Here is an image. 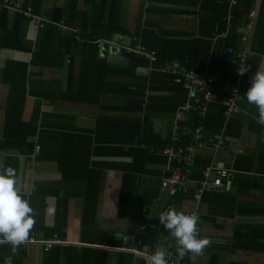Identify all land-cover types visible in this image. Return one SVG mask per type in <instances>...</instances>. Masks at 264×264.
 I'll list each match as a JSON object with an SVG mask.
<instances>
[{
	"label": "crops",
	"instance_id": "0c3cea01",
	"mask_svg": "<svg viewBox=\"0 0 264 264\" xmlns=\"http://www.w3.org/2000/svg\"><path fill=\"white\" fill-rule=\"evenodd\" d=\"M11 1L19 3L22 9L24 0ZM187 2L188 0H39L34 14L40 19L30 17L22 21L15 15L16 10L4 7L8 11L7 26L16 29L22 44L21 47L14 48L2 46L0 43V164L4 165L5 161L9 163V159L17 154L14 148H3V119L8 85L3 82L2 74L6 61L28 64L22 119L30 120L38 110L36 122L39 127H49L52 131L65 129L69 134L68 137H66L68 134L65 136V143L71 142L70 146L66 147L65 178L56 161L38 157L40 151L47 152V144L44 140L40 142L35 135L28 136V140L34 143L33 152L17 157L16 164L15 161L9 163L17 172L22 191L31 194L30 205L34 209L36 220L30 239L20 246L13 264H142L140 251L154 252L156 248L164 247L166 256L177 251L175 239L159 220L160 213L171 197L160 189V178L166 158L161 163L142 165L141 158L134 160L131 154L121 151L128 147H122L119 142L117 145L116 143L110 145L109 138L119 139L122 136L120 119L123 116H142V112L122 111L117 108L123 103V96L116 92L102 95L93 103L58 98L70 72L72 76H77L79 72L78 56L74 57L71 66L67 58L61 67H41L31 65L29 62L33 50L39 44V38L44 36L41 29L43 24H56L61 32H71L76 40H84L82 33L85 32L79 24L69 25L63 17L58 21L53 19L57 13L66 16L71 6H75L72 11H75L78 20H82L86 14V20L91 19L92 25L99 27L105 23L113 27H124L128 31V34L113 32L110 37H97L92 42L99 44H97L99 52L109 62L124 63L125 52L139 53L122 50L120 44L153 50L142 47L138 41L134 45L131 44L139 40L134 37V32L137 25L144 24L142 23L144 21L154 24L157 31H172L181 34V37L193 33L196 35L198 16L196 13H189L188 10L192 8ZM194 10L197 11L198 7ZM227 12L224 16L226 23L224 30L210 37L212 45L217 38H226L229 34L233 17L228 24ZM230 12L234 16L233 8ZM255 18L250 31L247 29L249 20L243 27L238 28L243 33V39L239 41L240 46L236 50V54L244 51L246 65L251 63L254 66V72L248 78L250 82L258 68H264V55L257 62L249 50ZM60 23L77 28L78 38L70 29H62ZM226 29L228 32L226 37H223ZM99 31L102 32L104 29ZM113 41L116 44L112 43ZM225 48L223 52L228 55L235 51L231 47L232 52L228 53L224 51ZM208 62L203 69L208 68ZM231 62H237L240 66L235 55L231 57ZM147 65L148 63L145 66H138L137 73L148 76L152 71L146 72ZM239 76L241 87L244 79L241 75H237L236 79ZM235 82H229L225 86ZM146 93L147 97L149 92ZM244 94L241 102H238L237 98L238 106L231 120H228L227 134L236 140L241 152H235L236 145L228 142L216 154L211 150H205L197 156L208 155L212 158L214 155L216 160L229 161L232 165L237 155L245 157L240 161L241 168L244 166V169L236 170L232 166L225 191L202 194L197 213L200 217L198 236L208 238L211 243L200 255L185 254L187 264H264V127L253 118L255 115L258 117V110L254 105L247 103ZM173 117L174 114L172 117L157 116L154 119V131L159 133L162 140L169 135ZM236 118L239 119L235 120ZM98 120L101 126L97 132L94 130ZM75 134L80 135L75 138ZM77 138L80 140L76 141ZM37 144L38 151L35 150ZM132 166L138 168L137 171L133 170L137 177L135 189L127 200L123 201L121 199L123 178ZM198 168L195 161L189 173L193 183L194 180L201 178L202 169L199 172ZM91 176L93 181L90 185L97 188V199L92 221L86 220L84 223L83 213L84 217L90 214L82 211L81 193L84 192V186L88 184ZM194 189L195 186L191 184L187 193L180 190L175 193L183 194L177 206L178 210L186 212L193 207ZM216 194L220 197L216 198ZM62 197L67 198L64 211L58 206L60 201H63ZM210 209L221 214H213ZM139 222H147L148 227L134 234ZM153 227L158 228L156 238L149 234ZM49 238L58 239V242L45 249L42 241ZM131 248L136 251H132ZM9 255L11 245H0V264H4V258Z\"/></svg>",
	"mask_w": 264,
	"mask_h": 264
},
{
	"label": "trees",
	"instance_id": "16d2710c",
	"mask_svg": "<svg viewBox=\"0 0 264 264\" xmlns=\"http://www.w3.org/2000/svg\"><path fill=\"white\" fill-rule=\"evenodd\" d=\"M38 2L39 0H24L22 10L15 11V15L21 21L30 18L24 15L22 11L30 7L32 13H36ZM187 3L192 8L188 10L189 13H196L198 16V33L196 35L193 33L181 37V34H176L172 31H157L154 24H148V22L144 21L142 22L144 24L137 25L134 32V37L139 38V40H135L131 44L134 45L138 41L142 47L155 50L157 61L160 63L170 61L175 64H185L189 68L201 71L207 61H209L208 70L215 78L212 87L221 90L227 83L235 82L238 75L237 68L239 65L237 62H231V57L235 55L237 59L236 50L240 46L239 41L243 39V33L238 28L240 26L243 27L245 22L247 23L246 14L254 6V0H237V3L233 6L234 16L228 36L226 38H217L213 45L210 37L222 32L225 28L224 16L228 10L227 2L224 0H188ZM74 7L71 6V10L66 16L57 13L53 19L58 21L63 17L69 25L79 24L85 32V34L82 33L84 40H76L71 32H61L56 24H43L41 29L44 31V36L42 35L39 38V44L33 50L29 64L41 67H61L67 58L69 66H71L74 57L78 56L80 59L79 72L77 76H72L70 72L65 87L61 89L58 98L67 101L93 103L98 101L102 95H110L114 92L121 94L123 103L117 108L122 111H140L142 116H123L120 119L122 136L119 139L109 138L111 140L110 145L115 143L117 145L119 142L123 145L122 147H128L126 150L121 151L131 154L134 160L141 158L142 165L152 162H164L166 157H163L158 150L169 144V140H162L159 133L154 131V119L157 116L172 117L177 106L185 99V90L182 89L180 83L175 81L173 76L161 71L153 70L148 76L138 74L136 71L137 67L147 64V59L139 54L125 52L124 63L109 62L106 57L101 55L97 44L92 42L97 37H110L113 32L128 34V31L124 27H113L109 24L105 25V23L99 27L92 25L91 19L86 20V14L82 20H78L75 16V11H72ZM196 7H198L197 11L194 10ZM7 12L6 8L0 10V43L5 47H21L22 39L17 34L16 29L7 26ZM255 17L249 50L253 53V59L258 62L261 56L264 55V0L259 1ZM99 28L104 29V31L100 32ZM227 46L235 50L232 55L223 52V48ZM208 57L209 60H207ZM248 66H250V70L242 76L246 81L243 80L241 83L238 102L242 99L243 91L249 88L251 84L248 78L254 72V66L251 63ZM27 75V63L5 62L2 80L8 85V92L3 119V148L11 147L16 150L17 154L9 159L10 164L14 161L16 164L17 161L15 159L17 157L30 155L33 152L34 143L28 140V136L35 135L40 142L44 140L47 144V152L42 153L40 151L38 157L56 161L63 178H65L66 147L71 144V142L69 144L65 143V136L68 134L67 130L52 131L49 130V127H39L36 122L38 110L35 111V115L33 114L30 120L24 121L22 119L26 98ZM147 91L149 94L146 97ZM186 116H188L186 123L189 128L193 127L200 117L196 111H192ZM255 117L257 116L255 115ZM201 118L207 132L218 131L224 120L223 106L218 103H210L205 115L201 116ZM238 119L236 118L235 120ZM229 121L226 129L227 134L229 132ZM100 126V121L98 120L94 131H100ZM79 135L75 134V138ZM68 136L69 134L66 137ZM78 140L80 139L77 138L76 141ZM113 140L115 141L113 142ZM244 157V155L236 156L232 165L234 169H244V166L241 168L240 163ZM210 159L208 155L197 157L196 163L199 167V172ZM9 163L5 161L4 166H10ZM137 169V167L132 166L124 175L121 190V199L123 201L127 200L135 189L137 177L133 174V170L137 171ZM92 181L93 176H91L88 184L84 186V192L81 193L83 197L82 211H87L90 214L88 218L84 217L83 213L82 220L84 223L86 220L92 221L93 208L97 199V188H93L90 185ZM182 196L183 194L179 192L169 197L168 207L177 209ZM217 197L219 198L220 195L216 194ZM61 199L63 201H60L58 206L64 211L66 210L67 198L62 197ZM167 205L163 211L169 209ZM210 212L221 214L213 211V209H210ZM157 230V227L149 230L152 238H156Z\"/></svg>",
	"mask_w": 264,
	"mask_h": 264
},
{
	"label": "built area",
	"instance_id": "2783aa9c",
	"mask_svg": "<svg viewBox=\"0 0 264 264\" xmlns=\"http://www.w3.org/2000/svg\"><path fill=\"white\" fill-rule=\"evenodd\" d=\"M228 4L227 23L233 17L230 9L237 3V0H225ZM258 0H254V6L247 12L246 16L249 20L247 23L248 31L252 28V21L256 16ZM8 7L16 11H20L21 6L19 3L11 0H0V9ZM24 15L32 17L36 20L40 19L39 16L32 13L31 8L22 11ZM62 29H70L75 33L78 38L77 28L67 26L60 23ZM228 29L222 34L226 37ZM112 43L116 44L115 41ZM98 44V43H97ZM99 45V44H98ZM122 50H129L143 55L147 59L146 72L158 70L170 76H173L175 81L180 83L181 87L185 90L184 101L176 108L173 120L170 125V132L166 139L170 141L167 146L161 147L158 152L166 157L165 168L160 178V189L172 196L177 191L187 193L189 186H195L193 193V207L187 212L198 213V205L201 201V196L204 192H223L227 186L228 176L232 170V162L218 161L213 155L211 160L202 168L201 178L194 180L189 178V173L197 159L200 152L211 150L213 154L222 149L228 142L234 144L235 152H241L240 147L237 145L236 140H233L226 133V126L228 120L237 109V98L240 90L239 76L234 84H229L221 90L212 87L215 78L208 68L205 67L202 71H197L186 67L183 64H175L170 61L158 62L157 54L154 50L140 48L138 46H127L120 44ZM225 52H232L231 47H226ZM237 59L240 66L244 63L247 64V59L244 51L237 53ZM238 94V95H236ZM210 103H218L223 106V124L216 132H207L204 124L202 123L201 116H204L208 105ZM196 111L199 119L198 122L191 128L185 123L187 114ZM39 145L35 146L38 151ZM221 163V165H219ZM148 227L147 222H139L135 227V232L144 230ZM45 249L52 246L53 243L58 242V239H46L42 241ZM130 249V248H129ZM132 251H136L131 248ZM152 251H140L142 257V264H145V257L151 254ZM168 264H187L185 255L179 256L178 252L166 256Z\"/></svg>",
	"mask_w": 264,
	"mask_h": 264
},
{
	"label": "clouds",
	"instance_id": "9594fccd",
	"mask_svg": "<svg viewBox=\"0 0 264 264\" xmlns=\"http://www.w3.org/2000/svg\"><path fill=\"white\" fill-rule=\"evenodd\" d=\"M249 70L250 66L243 63L237 68V74L243 76ZM244 95L247 103L258 110V117L253 118L264 126V68L259 67L255 72ZM30 195L22 191L16 170L0 164V245H11V255L4 258V264H13L20 246L28 242L35 226V212L30 205ZM159 220L175 239L179 256L187 253L200 255L211 243L208 238L198 236L200 217L196 212L186 213L171 207L160 213ZM144 259L145 264H168L164 247L156 248Z\"/></svg>",
	"mask_w": 264,
	"mask_h": 264
},
{
	"label": "water",
	"instance_id": "95a60500",
	"mask_svg": "<svg viewBox=\"0 0 264 264\" xmlns=\"http://www.w3.org/2000/svg\"><path fill=\"white\" fill-rule=\"evenodd\" d=\"M106 46H105V44H103V48H105ZM219 165H221V163H219Z\"/></svg>",
	"mask_w": 264,
	"mask_h": 264
}]
</instances>
